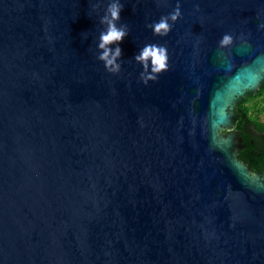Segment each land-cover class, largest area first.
Returning a JSON list of instances; mask_svg holds the SVG:
<instances>
[{"label": "water", "instance_id": "1", "mask_svg": "<svg viewBox=\"0 0 264 264\" xmlns=\"http://www.w3.org/2000/svg\"><path fill=\"white\" fill-rule=\"evenodd\" d=\"M97 2L0 0V264H264V176L229 110L264 78V0H121L118 75ZM149 43L169 69L145 86Z\"/></svg>", "mask_w": 264, "mask_h": 264}, {"label": "clouds", "instance_id": "2", "mask_svg": "<svg viewBox=\"0 0 264 264\" xmlns=\"http://www.w3.org/2000/svg\"><path fill=\"white\" fill-rule=\"evenodd\" d=\"M100 2L93 5L97 9ZM123 4L121 0H107V6L103 10V15L99 19L102 30L99 33L97 51L99 55L97 59L103 63L104 69L111 75H118L122 68V49L120 44L129 35V28L126 24L121 23V12ZM181 18L179 3L166 16H161L157 22L146 25L151 29L154 36L166 37L172 30V26ZM264 27V25H261ZM233 37L225 34L219 41L220 47L231 45ZM136 64L141 66L139 80L145 86L149 82H155L157 78L168 71L169 57L167 48L149 43L133 57Z\"/></svg>", "mask_w": 264, "mask_h": 264}, {"label": "trees", "instance_id": "3", "mask_svg": "<svg viewBox=\"0 0 264 264\" xmlns=\"http://www.w3.org/2000/svg\"><path fill=\"white\" fill-rule=\"evenodd\" d=\"M252 100L250 95L246 96L235 107V116L237 118L236 131L243 139L244 149L238 154L239 161L249 168L250 173L259 170L264 163V157L258 155L259 149L252 142L262 139L260 135L255 136L254 132L264 133V122L255 119L250 113V107L247 105ZM256 138V139H255ZM264 166V165H263Z\"/></svg>", "mask_w": 264, "mask_h": 264}, {"label": "flooded vegetation", "instance_id": "4", "mask_svg": "<svg viewBox=\"0 0 264 264\" xmlns=\"http://www.w3.org/2000/svg\"><path fill=\"white\" fill-rule=\"evenodd\" d=\"M248 94L252 97V100H258L262 97H264V78L260 81V83L258 84L257 86V89L256 91L255 90H251L248 92ZM245 98V97H244ZM243 98V99H244ZM242 99V100H243ZM241 100V101H242ZM240 102V101H239ZM238 102V103H239ZM237 106V104L234 106L233 108V113L235 115V107ZM253 112V113H252ZM250 111V113L252 114V116L255 117V119H259L260 122H264V109L262 110L261 108H258L256 107L254 109V111ZM236 122H237V118L235 116V128L232 132H234L235 134L238 135V137L240 138L241 140V148L239 149L238 153H237V156L238 154L244 149V144H243V139L241 138V136L239 135V133L236 131ZM255 136H258L260 135L262 137V139L259 141L258 139H256L255 141L253 140V144L258 147L260 150L261 149H264V133H259V132H254ZM258 155L260 157H264V151H259L258 152ZM239 159V158H238ZM264 163L262 164V167L259 168V170L255 171L254 173H251V174H254V175H257V176H260V177H263L264 176Z\"/></svg>", "mask_w": 264, "mask_h": 264}, {"label": "rangeland", "instance_id": "5", "mask_svg": "<svg viewBox=\"0 0 264 264\" xmlns=\"http://www.w3.org/2000/svg\"><path fill=\"white\" fill-rule=\"evenodd\" d=\"M235 103H233L230 107L229 110L233 113V108H234ZM247 105L250 107V111H254L256 107L261 108L262 110L264 109V97L258 99V100H250V102L247 103ZM253 113V112H252ZM230 132L228 130H220V134L224 137H227ZM252 176H255L254 174H251Z\"/></svg>", "mask_w": 264, "mask_h": 264}]
</instances>
